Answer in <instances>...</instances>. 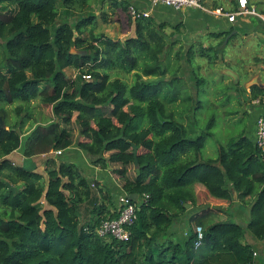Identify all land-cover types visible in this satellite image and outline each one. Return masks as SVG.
<instances>
[{
    "label": "trees",
    "instance_id": "16d2710c",
    "mask_svg": "<svg viewBox=\"0 0 264 264\" xmlns=\"http://www.w3.org/2000/svg\"><path fill=\"white\" fill-rule=\"evenodd\" d=\"M111 4V12H97L92 0H0V264H255L246 233L264 242V148L243 129L210 156L204 149L215 117L201 126L187 110L203 107L207 88L197 87L207 80L204 69L225 62L229 33H210L217 43H185L176 36L179 25L169 32L152 15L133 18L129 0ZM120 13L127 25L134 22L132 36L97 32L100 22L113 24ZM254 62L264 65V57ZM131 72L129 82L123 75ZM249 92L264 100V85ZM37 101L52 115L35 114ZM74 145L93 166L119 174L124 193L138 196L130 200L138 208L128 239L98 235L101 223L118 215L114 193L56 157ZM22 146L26 157L46 155V172L7 158ZM199 189L210 201L238 200L249 220L210 222L197 245L201 225L192 220L201 221L202 212H196L186 234L176 233L186 204L200 205Z\"/></svg>",
    "mask_w": 264,
    "mask_h": 264
},
{
    "label": "crops",
    "instance_id": "0c3cea01",
    "mask_svg": "<svg viewBox=\"0 0 264 264\" xmlns=\"http://www.w3.org/2000/svg\"><path fill=\"white\" fill-rule=\"evenodd\" d=\"M117 1H121V0H117ZM129 1H130V5H134L138 9L141 10L146 9L151 11V15L158 22L166 23L168 25L167 29L171 28L172 30H176V26L179 25L178 27L180 28L176 30L177 31L176 36L184 40L185 43H191L193 41H198V40L201 41L204 40L205 44H209L210 42L217 43L218 40L214 39L213 37H210L209 36L210 33H229L226 36L227 40L228 39L230 40V38L237 32L240 33L237 38L232 39L230 43L225 44L224 46L225 62L223 61L217 63L215 69L219 71L223 70L222 71L223 73L225 70V73L227 75H229L227 73V70L232 69L233 66L235 67V70L236 68L241 69V71L239 72H241L242 74H244V72L250 71V74L247 75L246 73V78H244V82H245L244 89H247L248 91L250 90V87L253 84L264 85V65L260 62L259 63L254 62V58H256L257 56L264 57V20L262 18L254 15H249V16L243 15V16H238L236 21L230 22L226 15H217L215 13L207 12L197 8L184 7L180 10H177L175 8L163 4H158L153 6L151 0H129ZM203 2L208 8L212 10L217 8H222L225 12L233 13V12H238L240 10V8L242 7L243 0H203ZM246 2L247 5L249 4V6H255L257 10H259L261 13L264 14V0H246ZM109 3L111 4L112 0H109ZM111 5L108 6L106 5L107 9H103V10L107 12H111L109 8L111 7ZM116 11L120 12V9ZM120 18L122 19V16ZM118 22H121V20L118 19ZM115 24L116 22L113 23V25ZM111 27L112 24L100 22L98 24L97 32L101 30L102 32H104V34L112 37L113 35L109 33V29H111ZM124 27L121 28V31L124 32L123 35H126L127 38L134 34L135 31L134 22H132L131 25ZM244 31H247L248 33L246 34L244 33ZM122 37L124 36L118 35L117 38L122 39ZM231 47L233 49L231 52H229ZM248 53L252 55V62H253L252 64L247 63V61L250 58V55H248ZM222 56L223 54H221V57ZM228 58L233 60V63L229 62L231 64V67H228L226 64V62L229 61ZM245 62L246 64H244ZM235 72L238 74V71ZM12 107L13 106L11 105L8 106L10 110L12 109ZM254 111L255 110H250V113ZM260 115H264V107H260L256 110V116L258 117ZM50 119L51 118H49L48 120ZM29 124L30 122L26 125L25 130H27ZM27 133L28 132H26L23 135L24 139ZM250 136L253 139H255V122L253 123V126L250 130ZM66 153H68L66 158H63L57 154L55 155L60 160L64 159L76 163L85 172L87 171V169H89L91 173L88 175L91 178L97 179L102 185L111 188L112 193H114V203L116 202V206H117L118 196L123 194L124 192L120 189L121 186L117 182L115 177L111 175V169L104 170L92 166L86 153L76 145L65 149L61 155L65 156ZM7 158L12 160L17 165L24 167L27 166L28 169L39 172H46L45 171L47 166L46 155L42 154L32 157H26L23 153V146L10 153L7 156ZM190 204L191 206L187 207L188 209L187 213L184 216L176 219L174 228H172L176 233L186 234L189 228L188 214L191 213L193 209L194 212L198 211L197 206H194L192 203ZM235 205L236 206H234V210L229 212L231 215H233L231 218L234 219V221L242 222L243 224H246V222L249 220V213H248L249 210L244 208V206H242L241 202H239L238 200L235 201ZM246 241L249 242L254 247L257 253H259L255 258V264H264V261L261 257V254L263 253V249H264V242L252 238L247 233H246Z\"/></svg>",
    "mask_w": 264,
    "mask_h": 264
},
{
    "label": "rangeland",
    "instance_id": "374dc122",
    "mask_svg": "<svg viewBox=\"0 0 264 264\" xmlns=\"http://www.w3.org/2000/svg\"><path fill=\"white\" fill-rule=\"evenodd\" d=\"M105 4L107 6L111 5L109 3V0H103V1L102 0H92V6H93L94 11H101L102 9H107ZM120 16H122V19H120L121 22L116 21V24L115 25L112 24L111 29H109V33H111L114 36V37L112 36V38H114V39H119V38H117L118 35L124 36V37H122V39H124L126 37V35H123L124 32L121 31V28H123L124 26H126V27L128 26L127 25V16L125 15V13L124 14L120 13ZM97 30H98V27H97ZM167 30L169 32L172 31L171 28H168ZM101 32L102 31L100 30L99 33H101ZM102 33H104V32H102ZM125 39H127V37ZM228 40H227V37L223 40V44H224L223 46H225V44L228 43ZM232 49L233 48L231 47L229 52H231ZM248 55H250V58L247 61V63L252 64L253 63L252 62V55L250 53H248ZM197 60L199 62L203 61V60H201V58H197ZM228 60H229L228 62L233 63V60H231L229 58H228ZM244 64H246V62ZM196 65H198V64L195 63V66ZM221 67H222V65H221ZM67 70H68V73L70 75H76V73H77V70H75L74 68H69ZM229 70H232L233 72L238 71V75H240L239 76L240 81L235 82L234 76L228 75V76H230V77H228L227 74L225 75V70H224V74H223V72H222L223 70H221V71L218 70L219 71L218 72L213 67L204 69L203 70V74H204L203 76L207 80L205 82H200L199 87H197L198 92L201 91L203 88H207L200 95L201 100L203 102V107L202 108L200 107L198 110L189 109L186 102H182L184 105V108L182 110H179L182 107V104H181L180 108L177 110V115H176L177 119L179 121H182L181 118H182V116H185L184 115L186 112L185 108L187 105L188 115H190V114L192 115V117H190V118L193 120L192 121L193 123H196L195 121L197 119L198 120L197 122H199V124L201 126H204L205 124L208 123V121L212 118V116L215 117L216 123L212 129L213 135L207 139L205 149H204L205 153L207 152V154H210V156H213V157H215L217 155L218 147L221 144L227 143L232 136L237 135L243 129H246V133H248L250 135V130L253 126V123L255 122V120L257 118L256 110L260 107H264L263 102L262 103H255L254 102L255 100H252L249 98L250 92L247 89H245V91H244V88H245L244 78H246V73H247V75L250 74V71L244 72V74H242L241 72H239V71H241V69L236 68V70H235L234 66L232 69H229ZM243 71H245V70H243ZM186 74H188V72H186ZM243 75H244V77H243ZM123 76L129 82H132L134 79V72H131L129 74H125ZM236 83H238V84H236ZM226 85L227 86L232 85L233 87L228 88ZM247 87H249V86H247ZM229 90H230V92L233 93V95H230V93L228 92ZM236 90H243V91L241 93H238V92H236ZM236 95H237V100H235ZM218 96H222V98H217ZM228 97H231L228 100H226V103H228V102L229 103L227 105H224V106L221 105L222 100L227 99ZM238 98H240V101H241L240 103L238 102ZM246 98H248V99H246ZM18 103H21V102H18ZM176 104H167V109L171 110V111L172 110L176 111V107H175ZM36 106L37 107L35 109V114H37L40 118L42 116L47 117V116L52 115V110L50 108H48V109L41 108V106L39 105V101L36 102ZM194 107H195V105H194ZM232 110L236 111V113L233 116H229L228 113ZM250 110H255V111L250 113ZM246 111H247V113H246ZM19 116L20 115L17 114L16 112L14 113V117L16 119H18ZM255 116H256V118H255ZM189 120L190 119H188V121ZM255 125H256V122H255ZM76 134H78L77 128L74 130V135L77 136ZM59 155L63 158H66L68 153H66L65 156L61 155V154H59ZM25 167L28 169L27 166H25ZM133 168H134V166L131 165L130 171L134 170ZM90 173H91V171L89 169H87L86 174H90ZM131 174H134V171ZM111 175L115 177V179L117 180V182L121 186L122 185L121 178H120L121 176H119V174L114 172L112 169H111ZM120 189H121V187H120ZM118 194H120V193H118ZM198 194L200 196V205L197 207V209H198L197 212H202V214H201L202 220L201 221L196 220V219L192 220L195 228L198 225L205 226L206 224H208L210 222H214L217 220H224V219H227V218H230L233 216L229 212L234 210V206H236L235 202L232 204V203H228V202H224V201H210L208 199V197H206L207 194L204 193V191L200 190V189H199ZM121 195H123V194H121ZM121 195H119V196H121ZM119 196H118V199H119ZM186 206L190 207L191 204L188 203V204H186ZM189 209H191V208H189ZM193 210L191 211V213L188 214L189 219H191L194 216V214L196 213ZM227 211H228V213H227ZM230 219H232V218H230ZM232 220L234 221V219H232Z\"/></svg>",
    "mask_w": 264,
    "mask_h": 264
},
{
    "label": "built area",
    "instance_id": "2783aa9c",
    "mask_svg": "<svg viewBox=\"0 0 264 264\" xmlns=\"http://www.w3.org/2000/svg\"><path fill=\"white\" fill-rule=\"evenodd\" d=\"M152 5L163 4L177 10H180L184 7L189 8H197L207 12H212L217 15H226L230 22L236 21L238 16L243 15H254L260 17L264 20V14L261 13L255 6L247 5L246 0H243L242 7L238 12L228 13L225 12L222 8L210 9L208 8L203 0H151ZM130 14L133 18H137L139 16H150L151 11L149 10H141L136 6H130ZM255 103H264L260 101V99H256ZM255 141L256 144L262 148H264V115H260L256 120L255 125ZM64 151L57 150L55 153L57 155L62 154ZM131 198L128 194H124L119 196L117 211L118 215L114 218L104 220L100 227L97 229L98 235L105 238H117L120 240H126L129 238L130 230L129 226L133 224L137 217V208L138 205L130 201ZM204 237V230L202 226L197 227V241L196 244L199 245L201 243V239ZM254 255L257 256V251L254 252ZM251 264V263H250Z\"/></svg>",
    "mask_w": 264,
    "mask_h": 264
},
{
    "label": "water",
    "instance_id": "95a60500",
    "mask_svg": "<svg viewBox=\"0 0 264 264\" xmlns=\"http://www.w3.org/2000/svg\"><path fill=\"white\" fill-rule=\"evenodd\" d=\"M230 37V36H229ZM227 73L229 75L234 76L235 82L239 81V75L236 72H233L232 70H227ZM5 127V122L3 120V118H0V129ZM134 147V154H135V162L136 164H138V148L136 144H133ZM7 185L9 188H11L13 191H16L15 187H13L11 185V183L9 181H6ZM130 198L134 199V200H138V196L136 194H130Z\"/></svg>",
    "mask_w": 264,
    "mask_h": 264
},
{
    "label": "clouds",
    "instance_id": "9594fccd",
    "mask_svg": "<svg viewBox=\"0 0 264 264\" xmlns=\"http://www.w3.org/2000/svg\"><path fill=\"white\" fill-rule=\"evenodd\" d=\"M258 117H259V116H258ZM258 117H257V118H258ZM256 120H257V119H256ZM255 122H256V121H255ZM136 204H137V203H136ZM137 205H138V204H137Z\"/></svg>",
    "mask_w": 264,
    "mask_h": 264
}]
</instances>
